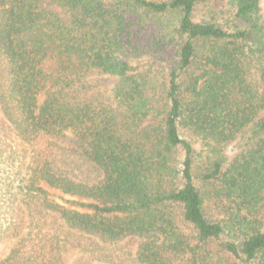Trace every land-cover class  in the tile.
I'll list each match as a JSON object with an SVG mask.
<instances>
[{
    "label": "trees",
    "instance_id": "16d2710c",
    "mask_svg": "<svg viewBox=\"0 0 264 264\" xmlns=\"http://www.w3.org/2000/svg\"><path fill=\"white\" fill-rule=\"evenodd\" d=\"M211 1L0 0V264H264V19Z\"/></svg>",
    "mask_w": 264,
    "mask_h": 264
},
{
    "label": "rangeland",
    "instance_id": "374dc122",
    "mask_svg": "<svg viewBox=\"0 0 264 264\" xmlns=\"http://www.w3.org/2000/svg\"><path fill=\"white\" fill-rule=\"evenodd\" d=\"M261 16L264 19V0H260ZM234 15V9L227 0L211 1L205 5L200 6L194 14V18L199 20L201 18L214 19L218 22H224L232 20ZM116 82L114 78H98L94 79L93 85L98 88L109 89ZM242 149H245L243 142L235 141L229 144L225 150L224 155L227 158V162L230 163L236 155H238ZM181 156V153L179 154ZM137 248V244L132 246V252ZM81 253L78 249L71 246L66 247L63 252L62 260L64 264H74Z\"/></svg>",
    "mask_w": 264,
    "mask_h": 264
}]
</instances>
